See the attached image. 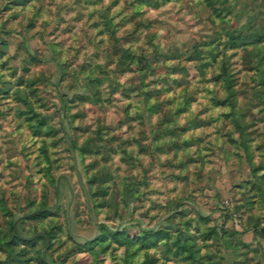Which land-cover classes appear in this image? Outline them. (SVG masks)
<instances>
[{"label": "rangeland", "instance_id": "374dc122", "mask_svg": "<svg viewBox=\"0 0 264 264\" xmlns=\"http://www.w3.org/2000/svg\"><path fill=\"white\" fill-rule=\"evenodd\" d=\"M42 259L264 264V0H0V264Z\"/></svg>", "mask_w": 264, "mask_h": 264}, {"label": "trees", "instance_id": "16d2710c", "mask_svg": "<svg viewBox=\"0 0 264 264\" xmlns=\"http://www.w3.org/2000/svg\"><path fill=\"white\" fill-rule=\"evenodd\" d=\"M231 32H233L234 30H230ZM237 35H235V33L233 32L232 33V38H236ZM244 39H247V42L245 43H248V44H255L256 47L260 46V41H261V36H259V34H257L256 32H253V33H250L248 34L247 36H245ZM258 54V52H257ZM37 127V126H36ZM36 129V132H39V128H35ZM2 206L5 207L6 209V204L4 202H2ZM11 222V221H10ZM11 232H10V240H8V242L10 244H14L16 243L19 239H22V236L21 234L19 233L18 229H17V226L14 224V220L11 222ZM142 239H145V236H142ZM179 239L176 240V243L179 244L180 247H182L183 249H188L186 246V242H182L180 243V241H178ZM42 257V255H41ZM42 261L44 262V264H46L47 262L42 259ZM4 263L5 264H11L12 263V260H4Z\"/></svg>", "mask_w": 264, "mask_h": 264}]
</instances>
